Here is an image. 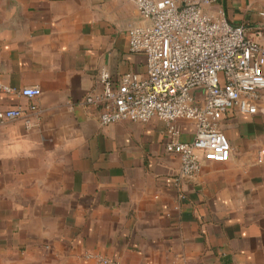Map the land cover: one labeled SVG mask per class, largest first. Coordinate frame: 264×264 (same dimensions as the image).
Wrapping results in <instances>:
<instances>
[{
  "label": "crops",
  "instance_id": "obj_1",
  "mask_svg": "<svg viewBox=\"0 0 264 264\" xmlns=\"http://www.w3.org/2000/svg\"><path fill=\"white\" fill-rule=\"evenodd\" d=\"M205 8L264 43V0ZM145 23L131 0H0V79L42 91H0V110L25 109L0 120V264H264V114L230 109L229 160L176 182L163 121L103 125L82 102L101 69L146 74L129 45ZM180 125L192 140L194 125Z\"/></svg>",
  "mask_w": 264,
  "mask_h": 264
},
{
  "label": "built area",
  "instance_id": "obj_2",
  "mask_svg": "<svg viewBox=\"0 0 264 264\" xmlns=\"http://www.w3.org/2000/svg\"><path fill=\"white\" fill-rule=\"evenodd\" d=\"M147 23L129 29V45L146 56V74L128 72L114 79L101 69L98 87L83 98L103 125L121 121L166 124L169 152L180 160L176 182L196 176L205 161L227 162L231 144L222 120L230 109L264 114V43L233 24L222 10L208 11L216 0H131ZM0 91L29 98L37 85L17 90L0 79ZM37 106L32 104L31 110ZM23 107L0 110V120L23 116ZM193 124L192 140L180 139L182 125ZM257 161L264 162V148ZM102 264H120L98 256Z\"/></svg>",
  "mask_w": 264,
  "mask_h": 264
},
{
  "label": "rangeland",
  "instance_id": "obj_3",
  "mask_svg": "<svg viewBox=\"0 0 264 264\" xmlns=\"http://www.w3.org/2000/svg\"><path fill=\"white\" fill-rule=\"evenodd\" d=\"M60 260L54 259L51 256H44L43 258L30 259V264H62Z\"/></svg>",
  "mask_w": 264,
  "mask_h": 264
}]
</instances>
